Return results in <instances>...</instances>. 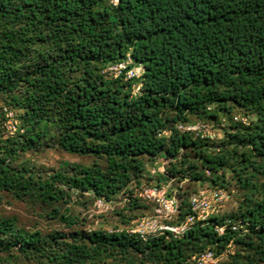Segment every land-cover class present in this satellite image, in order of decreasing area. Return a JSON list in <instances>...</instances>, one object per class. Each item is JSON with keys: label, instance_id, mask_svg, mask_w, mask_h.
Masks as SVG:
<instances>
[{"label": "trees", "instance_id": "16d2710c", "mask_svg": "<svg viewBox=\"0 0 264 264\" xmlns=\"http://www.w3.org/2000/svg\"><path fill=\"white\" fill-rule=\"evenodd\" d=\"M128 57L126 70L139 66V76L103 72ZM224 117L218 141L178 128L211 129ZM45 146L92 162L44 173L22 158ZM160 158L167 165L149 183L146 166ZM262 177L264 0H0V193L46 204L70 229L43 232L0 215V264H195L192 256L229 244L216 264H264ZM167 178L234 185L242 198L234 214L146 239L131 224L76 226L55 204L72 193L105 203L126 194L116 214L127 223L124 210H153L139 190ZM197 192L177 187L171 223L185 219Z\"/></svg>", "mask_w": 264, "mask_h": 264}, {"label": "rangeland", "instance_id": "374dc122", "mask_svg": "<svg viewBox=\"0 0 264 264\" xmlns=\"http://www.w3.org/2000/svg\"><path fill=\"white\" fill-rule=\"evenodd\" d=\"M136 91V87L134 88ZM239 118V113H235ZM244 122L248 121V117H240ZM225 117L222 119V124H214L211 128L212 133L216 135L214 141H218L223 137V127L226 126ZM23 159L29 160L33 163V167L44 173H51L54 169H59L65 167L67 163H79L88 165L92 162V158L89 156H81L76 154L67 153L58 148H52L45 146L41 151L37 153L27 152L22 156ZM167 165L166 160L160 158L158 162L154 164L148 163L146 166L145 173L147 177H151L149 183H155L156 177L164 170ZM166 178V177H165ZM159 183L167 198H173L174 192L177 187L188 188L189 191H199L201 189L208 188L206 183L194 182L189 179H176L167 178L166 180L161 179ZM264 181V177L261 178ZM230 195L227 202L223 203L221 207L218 208L217 216H229L236 212L239 201L242 198L241 190L237 189L234 185H229L225 188ZM72 197L67 200V202H56L55 204L59 206L60 213H64L66 216L77 217L80 221L76 226L83 227L84 229L93 230L98 228H103L106 230H111L114 228H127L133 222L134 214H151L152 209L139 208L133 211L124 210L125 216H127L125 221L127 223L120 222L119 216L116 211L121 208L125 202L127 195L118 194L116 198L106 203L105 206L99 207L91 200V196L88 193L82 195H77L72 193ZM65 201V200H64ZM48 207L46 204L40 203L38 201L32 200H19L7 195L0 193V215L13 217L16 223L20 227L25 228H36L43 232H47L52 228H63L65 231H70L67 225L63 222L61 218H54L53 213L47 214ZM131 217V218H129ZM132 221V222H131Z\"/></svg>", "mask_w": 264, "mask_h": 264}, {"label": "built area", "instance_id": "2783aa9c", "mask_svg": "<svg viewBox=\"0 0 264 264\" xmlns=\"http://www.w3.org/2000/svg\"><path fill=\"white\" fill-rule=\"evenodd\" d=\"M131 60L128 57L127 61L119 63H112L107 66L103 72L114 77L126 70L127 64ZM141 67L135 66L126 70L125 77L139 76ZM138 87H136L137 91ZM14 112L6 111L5 127L7 131L12 134L17 129V121L14 118ZM178 128L182 131H195L201 133L203 136L213 138L210 127L202 122L194 124H180ZM139 197L153 203V210L151 214L141 215L135 218L132 225L127 229L130 233H136L140 237L146 239L153 234H164L170 232L173 236L182 235L190 225L196 221H206L213 215H217L218 208L227 202L230 198L229 194L221 188H205L193 193L189 196L190 213L179 224H173L170 221L177 213L176 198H167L162 188L158 186H145L139 190ZM95 204L99 207L106 205L105 202L97 200ZM230 221H227L229 223ZM230 227L235 230L237 224L230 223ZM225 225H219L216 230L219 234L223 233ZM232 251V244H229L225 250L219 254H215L212 250L207 249L197 255L192 256L195 264H216L222 260L228 252Z\"/></svg>", "mask_w": 264, "mask_h": 264}]
</instances>
